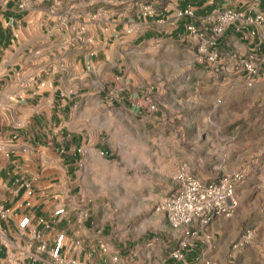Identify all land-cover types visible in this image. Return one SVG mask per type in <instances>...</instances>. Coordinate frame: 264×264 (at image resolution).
<instances>
[{"label": "crops", "instance_id": "crops-1", "mask_svg": "<svg viewBox=\"0 0 264 264\" xmlns=\"http://www.w3.org/2000/svg\"><path fill=\"white\" fill-rule=\"evenodd\" d=\"M0 2V264H220L226 253L215 251L219 218L174 228L154 209L178 194L187 149L149 137L162 119L131 101L140 94L130 89L127 61L144 74L161 47L169 56L178 47L182 57L168 59L164 80L171 96L186 93L201 82L195 69L193 76L176 71L189 62L200 67L185 57L199 46L187 25L210 36L227 11L241 18L218 41L221 63L253 49L264 60V26L254 20L264 0H29L25 8L20 0ZM147 6L154 15H144ZM187 7L195 17L179 18ZM206 177L204 183L221 178ZM125 194L141 196L134 211L153 210L159 226L113 229L101 209L110 207L109 196ZM61 207L65 215L55 218ZM25 216L31 224L21 228ZM59 234L65 240L55 261L50 250ZM184 240L189 251L177 262L171 253Z\"/></svg>", "mask_w": 264, "mask_h": 264}, {"label": "rangeland", "instance_id": "rangeland-1", "mask_svg": "<svg viewBox=\"0 0 264 264\" xmlns=\"http://www.w3.org/2000/svg\"><path fill=\"white\" fill-rule=\"evenodd\" d=\"M252 52L260 55L253 49L243 56L230 54L223 63L220 60L215 65L198 62L200 67H195L189 62L181 70L177 68V73L189 76L194 75L195 69L201 82L188 84L194 86L186 93L181 91L173 96L167 91L164 78L168 59L182 57L183 52L180 53L178 47L170 56L161 47L155 57L158 62L146 66L144 74L129 59L127 61L134 78L130 89L140 94L131 101L144 108L147 115L162 119L150 133H153L149 136L151 139L164 141L165 147H186L187 168L192 174H204L203 181H209L206 176L212 173L215 179L235 173L243 176L236 191L237 210L232 216L219 217L215 222V251L226 253L218 259L220 264H264V64L258 57L256 65L261 79L248 86L245 63ZM185 54L187 59L198 61V53ZM209 106L214 111L206 112ZM200 130L204 131L203 136ZM174 140H179V144ZM112 141L118 142L119 137ZM140 197L109 196L110 207H102L101 216L112 221L113 229L159 226V216L153 210L134 211ZM119 198H122L120 206ZM161 204L155 211L163 212L159 209ZM204 240L210 239L204 237Z\"/></svg>", "mask_w": 264, "mask_h": 264}, {"label": "built area", "instance_id": "built-area-1", "mask_svg": "<svg viewBox=\"0 0 264 264\" xmlns=\"http://www.w3.org/2000/svg\"><path fill=\"white\" fill-rule=\"evenodd\" d=\"M28 1L29 0H20V6L22 8L27 7ZM3 4L4 2H0V8ZM154 14L155 10L151 6L145 8V16H152ZM178 17L194 18L195 12L193 8L187 7L178 11ZM240 18L241 14L233 13L232 11L220 14L216 19L210 36L200 31L193 23L187 25L188 32L199 39L197 52L199 62L215 65L219 61L218 40L220 35L231 23ZM254 20L264 26V13L258 14ZM258 57L260 56L257 55V52H252L246 60L245 69L247 71L246 82L248 86H252L259 77L260 71L256 65L260 60ZM177 180L180 183L178 194L164 200L159 207L160 210L167 214L169 223L174 228L190 226L196 221L199 222L201 227H206L213 219L232 216L239 206L236 191L237 186L243 180V176L239 173L223 176L215 182L204 183L200 179L194 177L186 166H183L177 174ZM28 193L30 195L33 193L30 187H28ZM6 212L9 211L7 210L5 213ZM65 213V207H61L55 211L54 217L60 218L64 216ZM80 217L83 219L85 213L81 214ZM38 223L46 224V226L49 227L48 222L44 219H39ZM30 224L31 219L28 216L23 217L20 222L21 228H27ZM186 234L190 236L195 234V232L188 230ZM247 235L250 236L251 232L248 231ZM64 240L65 235L59 234L54 248L50 250V255L55 261L61 260ZM187 247L188 242L186 240L181 241L178 247L172 251L171 257L177 262L183 261ZM40 249L46 251V244L43 243ZM100 249L103 253H107L108 251L105 244H101ZM114 260L118 261V257L115 256ZM72 263L77 264L76 261H72ZM206 264L211 263L206 262Z\"/></svg>", "mask_w": 264, "mask_h": 264}]
</instances>
